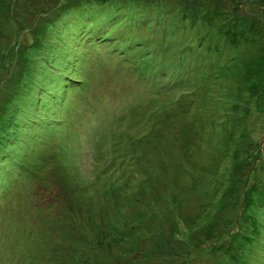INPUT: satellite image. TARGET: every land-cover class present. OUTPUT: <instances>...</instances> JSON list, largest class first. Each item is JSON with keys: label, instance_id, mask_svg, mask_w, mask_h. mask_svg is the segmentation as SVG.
Returning <instances> with one entry per match:
<instances>
[{"label": "rangeland", "instance_id": "rangeland-1", "mask_svg": "<svg viewBox=\"0 0 264 264\" xmlns=\"http://www.w3.org/2000/svg\"><path fill=\"white\" fill-rule=\"evenodd\" d=\"M263 143L264 0H0V264H264Z\"/></svg>", "mask_w": 264, "mask_h": 264}, {"label": "trees", "instance_id": "trees-1", "mask_svg": "<svg viewBox=\"0 0 264 264\" xmlns=\"http://www.w3.org/2000/svg\"><path fill=\"white\" fill-rule=\"evenodd\" d=\"M92 30H93V32H95L94 36H96L97 38H101V39L105 38V35H104L105 32H102L101 28L92 26ZM88 37L91 38L92 36L89 35ZM110 37H114V36H107L105 42L106 41L109 42L108 43V46L110 48L109 52L116 55L118 61L120 63H122L121 68L129 74H132V75L137 74V76L140 78V80L147 82V84L150 87H154L157 90H159V88L163 84V82L166 80H170L174 74L177 75L175 77V79H177L180 76H185V77L188 76V74L186 72H181L179 69H177V67H173L171 65L164 64L163 61L155 62L154 57L151 55L152 52L149 51L148 47L146 45L139 44V43H142V41L144 42V40H138V42L130 43V44H127L125 46L115 37L114 38H110ZM108 38H110V39L107 40ZM14 41L16 42V37H15ZM122 42H125V41L122 40ZM177 82L178 81L175 80L172 83H177ZM151 128H152L151 130H148L147 132H145L142 135V137L146 136L145 138H142V140L148 139V141H151V140H154V139H157L158 137H160V133H153L152 132L154 130V126H152ZM105 134H106L105 137H112L113 138V135H114L113 129L111 127L106 128ZM136 140H139V139H136ZM111 145L113 146V141H112ZM263 145H264V143H263ZM110 195L112 196L113 193L112 194L110 193ZM51 197H52V195H51ZM56 197L61 198L60 196H56ZM56 197L54 200H56V202H59V200H58L59 198L56 199ZM54 200L52 199L51 202L53 203ZM17 201H18L17 203H18V207H19V205L21 204V200H17ZM11 203L12 202H10V204ZM10 204H8V205H10ZM113 204H114L113 206L115 207V205L117 204L116 201H114ZM48 205H50V202L48 203ZM18 211L19 210L16 209L15 212L13 213L12 211L8 210L7 213L5 214V212H6L5 206H4L3 202L0 201V219H2L4 216H7L10 214L9 218L4 217V222L8 220V223L10 221H12V223H13L15 221V218L13 219L14 215H17V217L20 219ZM220 213H224V211H220ZM40 218L41 217L36 215L33 217L32 222L33 221H39ZM24 221H26V220L24 218V214L22 213V218H21L20 223H22ZM3 232H4V230L2 228V230H0V235L6 236L5 232H4V234H3ZM25 247H27V246L25 245ZM16 253H17V256H21V254L23 253V250L17 249ZM35 258H36V256L34 255L33 260H35ZM5 264H7V263H5ZM30 264H33V262Z\"/></svg>", "mask_w": 264, "mask_h": 264}]
</instances>
